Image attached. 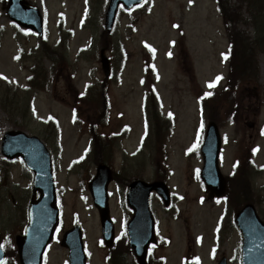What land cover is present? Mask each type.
<instances>
[{"label": "rangeland", "instance_id": "1", "mask_svg": "<svg viewBox=\"0 0 264 264\" xmlns=\"http://www.w3.org/2000/svg\"><path fill=\"white\" fill-rule=\"evenodd\" d=\"M28 1L37 5L47 19L46 42L66 56L63 65L66 69L52 68V62L42 55L41 39L36 33H28L15 25L7 13V1L0 0V92L11 100L18 94L22 108L31 104V112L26 113H10L0 107V138L5 130L11 129L27 131L45 141L54 158L62 208L57 238L61 239L78 219L83 227L88 263L109 264L108 249L100 242L99 214L88 190L96 165L91 158L82 165L76 162L90 150L89 127L94 110L105 107L96 95L104 79L99 54L103 48L101 34L109 0ZM234 3L239 5L237 1ZM60 22L67 36L63 45L59 43ZM111 42L113 53L106 51L114 58L109 90L111 120L99 130L127 131V135L121 136L120 144L132 152L118 150L114 170L132 172L133 177L147 182L157 178V152L153 153L148 145L154 143L155 138L152 136L148 146L144 145L148 130L144 112L148 93L145 58L153 56L162 118L165 120L168 115L175 118L167 152L172 173L168 183L176 212L166 211L156 195L152 198L159 238L171 239V245L158 253L166 255L167 264H183L188 252L195 255L198 264H218L223 256L228 258L229 264H240L242 236L234 224L235 212L227 207L224 199L214 198L198 178L203 167L201 147L208 119L202 113L197 94L220 89L229 76L228 33L219 16L217 0H147L142 7L120 13ZM257 57L261 67L260 89L249 86L240 122L221 128L224 140L221 168L227 177L233 172L234 161L249 153L251 147L257 148L253 159L256 167L264 166V105L258 103L264 82V53L258 52ZM31 60L42 61L50 71L45 92L25 91ZM217 76L222 79L209 88L208 83ZM75 93L91 95V104L82 106L79 117L72 109ZM247 121L254 122L255 127L249 129ZM54 133L59 135L61 149L52 137ZM157 145L162 147L163 142ZM118 148L119 143L115 150ZM141 148L144 150L137 154ZM5 170L7 177L1 174L0 167V182H3L0 183V232L3 245L7 247L13 246L16 235L20 234L21 220L31 198L32 177L21 160L7 165ZM249 181L257 194L258 213L264 219V172H254ZM110 191L111 214L119 238L126 235L131 214L116 182L112 183ZM57 238L51 245L46 264L69 263L68 249L62 247ZM132 262L134 256L131 255L128 264Z\"/></svg>", "mask_w": 264, "mask_h": 264}, {"label": "water", "instance_id": "2", "mask_svg": "<svg viewBox=\"0 0 264 264\" xmlns=\"http://www.w3.org/2000/svg\"><path fill=\"white\" fill-rule=\"evenodd\" d=\"M140 0H134L137 3ZM125 0H112L107 12L106 25L111 30L118 5ZM133 3V4H134ZM128 3H126L127 5ZM9 13L11 18L20 24L41 31V17L36 9L26 7L22 0H10ZM106 74L109 64L103 56ZM220 140L215 125H210L207 143L204 148L206 166L203 176L217 195L225 190V182L217 167V157ZM2 152L8 158L21 155L35 173V192H41V198L31 204V224L24 237H18V245L22 264H41L43 252L50 242L54 228L58 222L59 210L55 205L56 195L51 173L49 152L44 144L36 137H28L23 132H7L5 134ZM112 179L110 168L101 165L98 174L90 183L96 206L99 208L106 242L109 244L113 237V222L110 218L108 204V184ZM153 188L166 196L168 193L161 184L148 185L135 182L129 190L130 201L136 205V215L131 226L132 245L141 264H145L146 249L154 241L153 219L149 213L147 199ZM237 223L244 235L243 264H264V223L260 220L252 205H247L237 215ZM63 244L71 250L72 264H86V255L80 228L77 226L65 235ZM3 253L0 250V262ZM220 264H226L223 259Z\"/></svg>", "mask_w": 264, "mask_h": 264}, {"label": "trees", "instance_id": "3", "mask_svg": "<svg viewBox=\"0 0 264 264\" xmlns=\"http://www.w3.org/2000/svg\"><path fill=\"white\" fill-rule=\"evenodd\" d=\"M241 2L247 1L249 4L250 21L252 22L255 33L253 37H250L247 32L238 31L235 28V24L239 20V15L232 12V0H219V9L223 15L224 22L231 37V60H232V73L236 79V86L248 83L250 77L258 76V63L256 60V51L258 49L264 50V0H240ZM46 45V44H45ZM106 46V44H105ZM44 53L55 63L60 66L64 65V60L58 53L45 46ZM31 74L28 77V84L31 89L46 90L48 88V78L46 69L36 62L31 68ZM103 102L102 97L99 98ZM221 104H216L214 109L210 110L215 120L221 123L228 121H234L237 114L239 115V101L235 91L228 92L224 101L221 98L218 99ZM88 104L90 100L87 101ZM207 103H211L207 100ZM0 104L4 109L10 106L11 111H21L22 107L19 106V99H8L7 97H1ZM21 109V110H20ZM146 112L150 123V136H154L157 143H160L163 139L164 132L169 126V122L163 120L160 116L159 103L155 92L150 91L149 101L146 106ZM107 108L104 107L99 112V117L95 120L96 129L99 127L101 119H106ZM98 142L94 149V159L96 163L112 162L113 153V140L114 136L109 135L101 136L97 135ZM106 140H108L109 150L106 151ZM248 171L246 168L241 169L239 173L230 179L228 196L230 201L235 206H241L245 202L251 200V194L248 186ZM126 244L120 245L119 248ZM127 246V245H126ZM128 251V248H126Z\"/></svg>", "mask_w": 264, "mask_h": 264}, {"label": "snow or ice", "instance_id": "4", "mask_svg": "<svg viewBox=\"0 0 264 264\" xmlns=\"http://www.w3.org/2000/svg\"><path fill=\"white\" fill-rule=\"evenodd\" d=\"M190 2H191V0H190ZM139 6V5H138ZM150 47V46H149ZM154 51V50H153ZM227 58V56L225 55V59ZM5 79H7L6 77H5ZM220 79H222V76H217L216 78H215V80H213V81H210L209 83H208V87L209 88H212V87H215V85H216V83L220 80ZM205 96H210V95H212V93L211 92H205V94H204Z\"/></svg>", "mask_w": 264, "mask_h": 264}]
</instances>
